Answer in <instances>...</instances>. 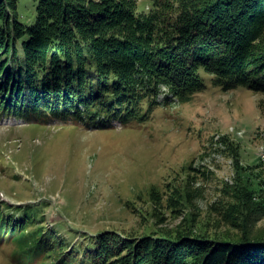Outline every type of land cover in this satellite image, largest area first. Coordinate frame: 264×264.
I'll return each instance as SVG.
<instances>
[{
  "label": "trees",
  "instance_id": "trees-1",
  "mask_svg": "<svg viewBox=\"0 0 264 264\" xmlns=\"http://www.w3.org/2000/svg\"><path fill=\"white\" fill-rule=\"evenodd\" d=\"M30 1L35 17L24 19L21 0H0V103L15 115L127 125L148 118L162 87L166 98L183 103L205 90L207 77L221 90L264 96V0ZM259 106L264 111V98ZM216 145L242 169L238 144L220 135ZM188 170L201 171L193 163ZM235 185L240 205L258 204L254 190ZM236 213L247 217L249 210ZM191 217L185 211L174 235L130 240L103 232L84 238L71 255L64 244L53 264H264V243H248L244 232L192 234Z\"/></svg>",
  "mask_w": 264,
  "mask_h": 264
},
{
  "label": "rangeland",
  "instance_id": "rangeland-1",
  "mask_svg": "<svg viewBox=\"0 0 264 264\" xmlns=\"http://www.w3.org/2000/svg\"><path fill=\"white\" fill-rule=\"evenodd\" d=\"M20 14L34 18L35 2L21 0ZM206 83L189 101L160 104L144 121L120 128L87 130L62 116L38 115L23 124L0 116L1 197L25 203L19 209L26 208L31 217L51 213L60 219L53 225L63 228L58 242L66 245L84 244L77 236L103 232L130 240L174 235L184 225L185 211L195 222L192 234L244 232L252 238L248 243H264V157L259 154L264 96L243 87L221 90L208 77ZM220 135L238 144V172L225 145L217 149ZM191 163L201 171L188 170ZM205 168L208 173L202 175ZM236 182L254 190L258 204L240 205ZM228 187L229 194L222 195ZM9 210L7 203L0 204V216ZM44 225H51L48 216ZM54 241L48 232L31 244H7L0 249V264H49L46 249Z\"/></svg>",
  "mask_w": 264,
  "mask_h": 264
}]
</instances>
